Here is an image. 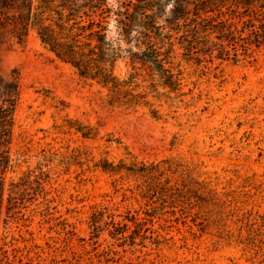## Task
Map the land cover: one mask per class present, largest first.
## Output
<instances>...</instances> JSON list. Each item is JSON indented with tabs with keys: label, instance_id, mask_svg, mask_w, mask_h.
<instances>
[{
	"label": "rangeland",
	"instance_id": "rangeland-1",
	"mask_svg": "<svg viewBox=\"0 0 264 264\" xmlns=\"http://www.w3.org/2000/svg\"><path fill=\"white\" fill-rule=\"evenodd\" d=\"M141 54L122 53L111 88L34 31L0 44L27 153L6 199L11 178L36 180L21 213L5 200L0 264H264V46L238 62L176 46L170 85Z\"/></svg>",
	"mask_w": 264,
	"mask_h": 264
},
{
	"label": "trees",
	"instance_id": "trees-1",
	"mask_svg": "<svg viewBox=\"0 0 264 264\" xmlns=\"http://www.w3.org/2000/svg\"><path fill=\"white\" fill-rule=\"evenodd\" d=\"M33 31L57 59L103 86L118 88L117 61L133 46L157 69L164 85H170L174 73L167 64L176 46L188 57L234 62L263 47L264 0H0V44L24 45ZM22 92L18 69L9 76L0 71V220L5 200L10 216L21 213L36 182L30 170L18 180L11 178L6 199L8 175L27 155L24 149L15 150ZM102 166L112 172L122 167L109 160Z\"/></svg>",
	"mask_w": 264,
	"mask_h": 264
}]
</instances>
